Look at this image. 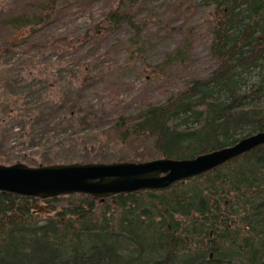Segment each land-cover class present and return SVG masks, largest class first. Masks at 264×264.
Here are the masks:
<instances>
[{"label":"trees","instance_id":"16d2710c","mask_svg":"<svg viewBox=\"0 0 264 264\" xmlns=\"http://www.w3.org/2000/svg\"><path fill=\"white\" fill-rule=\"evenodd\" d=\"M61 1L48 0L5 25L14 32L26 30L24 36L40 33L52 25ZM200 2L210 10L212 73L193 78L163 102L146 101L133 114L114 100L97 114L87 99L93 78L80 95L83 124L88 116L95 122L103 115L113 142L149 144L150 154L140 155L146 161L193 159L264 131V0ZM126 25L136 28L119 1L81 38L54 39L49 49L64 52ZM20 38L8 46L25 52ZM180 56L181 51L167 55L161 67L169 68ZM253 72L255 82L249 77ZM248 83L251 88L242 92ZM99 84L97 95L113 82ZM53 115L69 120L78 113L65 105ZM191 120L198 126L191 128ZM65 198L75 201L71 208L43 219L36 213L37 199L0 193V264H264V146L167 191L104 202L82 196L47 202Z\"/></svg>","mask_w":264,"mask_h":264},{"label":"rangeland","instance_id":"374dc122","mask_svg":"<svg viewBox=\"0 0 264 264\" xmlns=\"http://www.w3.org/2000/svg\"><path fill=\"white\" fill-rule=\"evenodd\" d=\"M47 1L0 0V165L22 163L35 168L71 162L146 161L140 155L150 154L149 144L126 147L113 142L106 131L109 121L95 115L111 100L121 102L133 114L146 101L163 102L193 78L209 76L214 70L209 54V8L200 0H62L48 29L22 37L25 52L9 47V41H19L26 30L14 32L5 21L30 15ZM119 1L122 12L133 17L135 29L126 25L105 39L89 37L64 52L49 49L54 39L81 38L101 24L107 10L117 8ZM176 51H181L179 59L169 68L161 67L165 57ZM249 77L255 82L258 74ZM93 78L95 88H88ZM100 80L113 85L97 95ZM83 88H88L87 99L97 111L91 115L95 122L88 116L86 124L81 110L85 106L79 102ZM250 88L248 83L242 92ZM65 105L73 106L78 115L69 120L53 115ZM189 126L198 124L191 120ZM73 202L68 198L38 202L36 211L43 208L39 215L44 219L71 208Z\"/></svg>","mask_w":264,"mask_h":264},{"label":"water","instance_id":"95a60500","mask_svg":"<svg viewBox=\"0 0 264 264\" xmlns=\"http://www.w3.org/2000/svg\"><path fill=\"white\" fill-rule=\"evenodd\" d=\"M263 145L264 132H260L234 146L200 154L193 159L160 157L140 163H72L35 168L22 163L0 165V193L42 201L81 195L104 202L139 192H162L178 183L198 181Z\"/></svg>","mask_w":264,"mask_h":264},{"label":"bare ground","instance_id":"6f19581e","mask_svg":"<svg viewBox=\"0 0 264 264\" xmlns=\"http://www.w3.org/2000/svg\"><path fill=\"white\" fill-rule=\"evenodd\" d=\"M262 101H264V99L262 100ZM262 132H264V131H262ZM258 133H260V132H258ZM257 134V133H256ZM256 134H252V135H250V136H253V135H256ZM250 136H248V137H250ZM247 138V137H246ZM244 139V138H243ZM237 144V143H236ZM235 144V145H236ZM234 146V145H233ZM264 146V145H263ZM262 147V146H261ZM139 193H142V192H139Z\"/></svg>","mask_w":264,"mask_h":264}]
</instances>
